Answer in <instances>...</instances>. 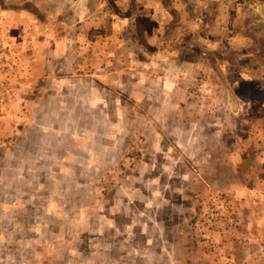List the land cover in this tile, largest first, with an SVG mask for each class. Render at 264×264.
Listing matches in <instances>:
<instances>
[{
    "label": "rangeland",
    "instance_id": "374dc122",
    "mask_svg": "<svg viewBox=\"0 0 264 264\" xmlns=\"http://www.w3.org/2000/svg\"><path fill=\"white\" fill-rule=\"evenodd\" d=\"M26 8L0 23V264H219L226 200L264 264V0Z\"/></svg>",
    "mask_w": 264,
    "mask_h": 264
},
{
    "label": "built area",
    "instance_id": "2783aa9c",
    "mask_svg": "<svg viewBox=\"0 0 264 264\" xmlns=\"http://www.w3.org/2000/svg\"><path fill=\"white\" fill-rule=\"evenodd\" d=\"M226 205L230 204V210L227 211V217L224 218L225 225L222 227V236H219V239H216L214 236L209 237V233L207 231H202L203 235H201V239H206L209 237L207 240V245L208 248L211 252V254L214 256L213 260L217 261L219 264H236L235 262V256L232 253V250L228 248L227 246V241L225 242L224 238L225 236H232L234 235L233 233L235 232V229L238 225V218L239 215L234 212V206L231 207L232 201H225ZM214 213L213 211H209L208 216L210 218L208 224L209 226L215 225L212 222V219L214 218ZM205 229V228H203ZM207 230V229H206ZM244 264V263H242Z\"/></svg>",
    "mask_w": 264,
    "mask_h": 264
},
{
    "label": "crops",
    "instance_id": "0c3cea01",
    "mask_svg": "<svg viewBox=\"0 0 264 264\" xmlns=\"http://www.w3.org/2000/svg\"><path fill=\"white\" fill-rule=\"evenodd\" d=\"M10 1L11 2L0 3V23H5L7 26L9 25L10 26L9 32L11 33L12 29L19 28L17 26L18 24L22 23L24 25H28L31 18H34V17H33V14H31L32 15L31 17L30 12L27 11V8H26L27 4L29 3V0H10ZM54 1H55V4L58 3V6L60 7L63 6L64 3H67V0H54ZM79 1L80 0H76V3L77 2L79 3ZM81 5H83L82 1H81ZM67 7H70V6H67ZM17 8H20L21 10H16ZM25 31L26 30L24 28L22 32H25ZM27 35H29V31ZM0 38L2 39V37ZM12 41H13V38H12ZM240 238H242V240L239 241L240 246L242 247V249H244L245 248L243 247L245 245V243L243 242L245 240L244 236L241 235ZM243 254L246 255V252L244 251ZM248 259H250V257L248 258L247 256L246 260ZM239 261H241V259Z\"/></svg>",
    "mask_w": 264,
    "mask_h": 264
}]
</instances>
